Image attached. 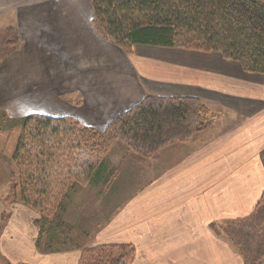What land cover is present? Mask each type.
I'll list each match as a JSON object with an SVG mask.
<instances>
[{"label": "crops", "instance_id": "crops-1", "mask_svg": "<svg viewBox=\"0 0 264 264\" xmlns=\"http://www.w3.org/2000/svg\"><path fill=\"white\" fill-rule=\"evenodd\" d=\"M134 47L127 54L99 35L91 0H0L4 120L39 113L104 130L147 94L199 97L215 117L146 160L114 143L119 176L102 200L111 214L90 224L84 206L69 219L90 245L50 248L60 227L0 197V264H80L85 247L105 243L133 245L131 264H245L220 227L251 215L264 193V76L216 51ZM107 173L91 188L98 192Z\"/></svg>", "mask_w": 264, "mask_h": 264}, {"label": "trees", "instance_id": "trees-1", "mask_svg": "<svg viewBox=\"0 0 264 264\" xmlns=\"http://www.w3.org/2000/svg\"><path fill=\"white\" fill-rule=\"evenodd\" d=\"M91 3L96 31L129 54L137 44L216 51L246 71L264 76V0ZM7 118L4 112L0 115V153L6 151L14 130L10 127L7 137H1ZM214 119L199 97L156 94H147L116 113L101 131L73 117L32 113L20 121L11 155L10 195L13 201L49 218L77 187L101 179L110 167L108 154L117 141L146 160L208 130ZM6 218L5 212L0 231ZM220 229L241 252L245 264H264V193L251 215L229 220ZM135 253L131 244H99L83 249L80 264H131Z\"/></svg>", "mask_w": 264, "mask_h": 264}, {"label": "rangeland", "instance_id": "rangeland-1", "mask_svg": "<svg viewBox=\"0 0 264 264\" xmlns=\"http://www.w3.org/2000/svg\"><path fill=\"white\" fill-rule=\"evenodd\" d=\"M65 4H68V3H65ZM65 4L63 6H65ZM80 9H81L80 6L78 8H75V10L77 11L78 14L80 13L79 12ZM68 11H70V10H68ZM119 48H121V47H119ZM125 53H127V52H125ZM127 54H129V53H127ZM1 114H3L2 111H0V115ZM21 120H14V121L3 120V123H4L3 131L4 132H2V135H1L2 138H6L8 135V132L11 131L10 127L14 126V130H12L13 132L11 135V139L8 143V146L6 148V151L4 153H0V197H4V201L9 200L10 205L15 202L12 199V195H10L11 155H12L13 151L15 150V147L17 144V140H18L19 133H20V128L22 126V122H20ZM96 129L101 131V129H98V128H96ZM138 156H140V155H138ZM108 157H109V154H108ZM143 160H145V159H143ZM107 174H109V180L107 183L106 182L102 183L101 189L98 192L91 188L93 185L91 183L86 185V186H79L75 189V191H73L71 193L70 198L64 199V201L62 203L63 204L62 208H60L57 211L58 213L56 215H53V216L47 218V217H44L40 214L41 217L43 218V222L45 225L47 222V228L48 229H49V227H51L53 225H58V228L60 227L58 230V231H60L59 235H57V236L55 235L56 240L55 241L51 240L49 243L50 248L59 249L60 247L64 248L67 246H74V245H76V246H85L86 244L90 245L91 242L87 241L86 236L83 237V230H81V227L76 226V224H73L71 221H69V219L72 217V215H71L72 212H73L75 218L79 217L81 215L80 210L84 206H85V208H84L85 210H90V211L86 212V214L88 216H90V218H91L90 224H95V222H97V221H98V223H100V221L104 217H109V215L111 214V211H112V209H110L111 204L109 202H108V204L106 202H102V200H103V196H107L109 188L116 187L114 180H116L118 178L119 170L117 167H114L113 165H111L108 169ZM18 203H20V202H18ZM23 205H25V204H23ZM27 207H29V206H27ZM29 208H31V207H29ZM32 210H34V209H32ZM35 212H37V211H35ZM3 213H5V212L3 211ZM55 218H57V219H55ZM62 222L65 224H67V222L71 223L74 227V230L73 231H72V229L67 230L68 228L65 227L66 225H62ZM94 246H96V245H94ZM90 247H93V246H90ZM85 248H87V247H85Z\"/></svg>", "mask_w": 264, "mask_h": 264}]
</instances>
